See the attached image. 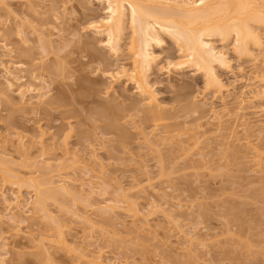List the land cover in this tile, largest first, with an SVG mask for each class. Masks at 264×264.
Here are the masks:
<instances>
[{"label": "rangeland", "instance_id": "rangeland-1", "mask_svg": "<svg viewBox=\"0 0 264 264\" xmlns=\"http://www.w3.org/2000/svg\"><path fill=\"white\" fill-rule=\"evenodd\" d=\"M106 16L99 0H0V65L19 64L0 66V152L16 175L0 169V264H264V53L213 39L229 60L218 94L164 36L148 76L158 120L118 74L131 30L115 55L94 26ZM63 176L77 194L47 212L1 197L26 203L23 181ZM48 213L67 244L45 255L38 242L60 230Z\"/></svg>", "mask_w": 264, "mask_h": 264}, {"label": "bare ground", "instance_id": "bare-ground-1", "mask_svg": "<svg viewBox=\"0 0 264 264\" xmlns=\"http://www.w3.org/2000/svg\"><path fill=\"white\" fill-rule=\"evenodd\" d=\"M99 1L107 4V16L95 21L94 26L98 32L107 37V44L115 55L119 56L122 53L123 36L127 29L131 30L127 50L131 53L132 64L129 69L123 67V70L118 74L127 75L137 85L140 95L144 97L143 101L152 109V117L158 120L161 119L159 105L156 103L157 99L151 94L148 76L157 59L154 47L163 45L164 36L172 40L179 48L183 58L179 66L186 64L201 71L208 84L214 86L218 94H222V91L226 90V85L217 73L216 66H228L229 60L227 48L226 50L219 49L213 39H220L222 42H230L232 39L234 51L241 56H246L249 52L252 54L249 49L250 44H253L260 53H264V0ZM2 47L6 50L7 45L3 44ZM263 58L260 59L264 61ZM11 63L2 61L0 65L4 73L9 76H13L14 70L12 69L19 68V64ZM39 98L43 101L47 97L46 94H40ZM18 135L20 139H23L20 134ZM256 149L254 151L258 150ZM256 154L259 158L262 152L258 150ZM2 156L3 154L0 152L1 171L8 178L16 177L6 167ZM57 173L59 175L60 171L58 170ZM63 177H60L61 180L59 178L60 184L55 186L56 182L54 183L52 179L51 181L50 177L40 181L33 179L23 181L29 189L32 188L34 195L33 198L31 197V201L26 203H24L25 200L23 201L20 192L17 193L18 195L16 194L13 201H8L3 193L1 197L5 202H8L7 206L11 210L22 208L29 214L30 212L35 214L37 211L47 212L48 200L56 201L59 196L64 198L70 194L71 196L77 194L76 180ZM92 183H89V187ZM2 186L0 183V189ZM92 187L90 189H93ZM90 192L93 193L92 190ZM60 200L63 199L60 198ZM113 210L108 205L100 208L102 215H110ZM48 217L59 225L60 230L55 235L58 237V242L53 238L54 235L41 238L38 242V247L45 255L49 253L50 244L52 246L56 243L60 246L67 244L62 231L64 225L49 213ZM83 221L92 224L87 218ZM98 259L100 260V258Z\"/></svg>", "mask_w": 264, "mask_h": 264}]
</instances>
